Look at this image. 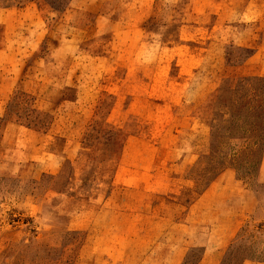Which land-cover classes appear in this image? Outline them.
<instances>
[{
	"label": "rangeland",
	"instance_id": "374dc122",
	"mask_svg": "<svg viewBox=\"0 0 264 264\" xmlns=\"http://www.w3.org/2000/svg\"><path fill=\"white\" fill-rule=\"evenodd\" d=\"M228 261L264 264V0H0V264Z\"/></svg>",
	"mask_w": 264,
	"mask_h": 264
},
{
	"label": "trees",
	"instance_id": "16d2710c",
	"mask_svg": "<svg viewBox=\"0 0 264 264\" xmlns=\"http://www.w3.org/2000/svg\"><path fill=\"white\" fill-rule=\"evenodd\" d=\"M23 117L19 120L21 125L39 130V131H48L52 124L53 120H50L45 114L37 113L36 109H27L26 112L20 115L19 118ZM18 118V119H19ZM101 130H92L87 132L83 140L82 144V153L85 154L90 159H105L108 157H120L121 156V143L119 141V133L117 132L112 134V139H106V141L101 140ZM122 141V140H121ZM111 144L109 145V143ZM226 264H233L231 261L226 262Z\"/></svg>",
	"mask_w": 264,
	"mask_h": 264
},
{
	"label": "crops",
	"instance_id": "0c3cea01",
	"mask_svg": "<svg viewBox=\"0 0 264 264\" xmlns=\"http://www.w3.org/2000/svg\"><path fill=\"white\" fill-rule=\"evenodd\" d=\"M166 41H170L169 38H167V36L164 37ZM178 65L175 63V66ZM106 67H107V64H106ZM105 71H106V68L104 69V73H103V77L101 78L100 80V87L101 85L103 86L104 82H105ZM115 79H119L118 77H116L115 75ZM106 80H110V76H108L106 78ZM121 80L122 82L124 81L123 78L119 79ZM104 81V82H103ZM112 82V80H110ZM118 84V83H116ZM106 82H105V86H106ZM103 90L108 93V94H111L113 95L115 93V95H117L118 93H120V90L117 89L115 92L112 91V88L111 86L107 87L106 86V89L103 88ZM20 128L24 129V130H27L29 131L30 133H34V134H37V135H45L44 132H47V131H39V130H36V129H33V128H30V127H27V126H24V125H18ZM120 143H121V147H123V141L120 140ZM81 157H84L85 160L87 161L88 165L92 166V167H97L98 168V176H100L99 178L103 179L105 177H109V178H113V180H115L114 177H116L118 175V173L124 169V168H129V167H126L124 165H122L120 163V157H108V158H105V159H90L88 158L85 154H80V158ZM62 225L64 227H62L61 230H65V231H74V230H70L68 228V224L66 225L65 222L63 221Z\"/></svg>",
	"mask_w": 264,
	"mask_h": 264
}]
</instances>
